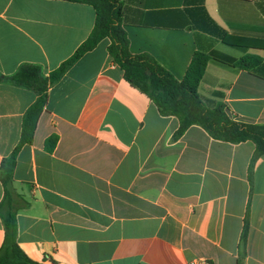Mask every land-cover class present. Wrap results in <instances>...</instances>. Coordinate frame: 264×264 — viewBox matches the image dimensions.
<instances>
[{"label":"crops","instance_id":"0c3cea01","mask_svg":"<svg viewBox=\"0 0 264 264\" xmlns=\"http://www.w3.org/2000/svg\"><path fill=\"white\" fill-rule=\"evenodd\" d=\"M132 54L148 53L182 81L211 54L199 87L211 108L264 125V0H123ZM96 10L67 0H0V74L45 75L92 33ZM109 38L50 86L34 140L21 147L12 203L18 243L44 264H264V155L251 141L214 139L180 121L124 77ZM261 58L255 69L235 63ZM33 89L0 82V168L15 150ZM57 136L53 149L46 146ZM1 213L9 211L0 179Z\"/></svg>","mask_w":264,"mask_h":264},{"label":"trees","instance_id":"16d2710c","mask_svg":"<svg viewBox=\"0 0 264 264\" xmlns=\"http://www.w3.org/2000/svg\"><path fill=\"white\" fill-rule=\"evenodd\" d=\"M87 3L96 10L95 27L88 39L76 52L58 68L45 75L40 66L26 64L12 76L6 78L0 74V82L10 80L18 86L33 89L37 99L23 117L21 139L13 153L3 161L0 179L6 193L9 211L1 213L5 228V239L0 249V264H44L31 260L18 243L16 211L12 203L14 190V170L17 155L22 146L31 144L38 121L44 111L47 92L50 86L60 81L66 72L87 52L93 50L103 39L109 38L110 55L124 71V77L133 87L146 94L164 116H175L180 126L175 137H181L191 126L204 128L214 139L242 143L251 141L256 145L255 159L264 155V125L244 123L234 120L228 114L224 104L209 107L199 94V87L206 72L211 54L196 52L182 81L177 80L168 70L148 53L132 54L130 41L123 26V0H67ZM260 57L246 55L235 65L242 69H255L261 65ZM57 136H51L46 143L53 149ZM1 210V209H0ZM248 214L240 242L238 264H244L248 239Z\"/></svg>","mask_w":264,"mask_h":264},{"label":"built area","instance_id":"2783aa9c","mask_svg":"<svg viewBox=\"0 0 264 264\" xmlns=\"http://www.w3.org/2000/svg\"><path fill=\"white\" fill-rule=\"evenodd\" d=\"M189 264H209V263L205 259L198 258V259H194V260L190 261Z\"/></svg>","mask_w":264,"mask_h":264}]
</instances>
